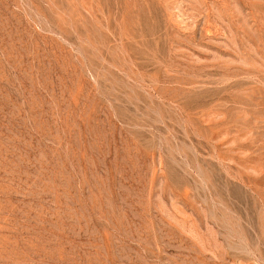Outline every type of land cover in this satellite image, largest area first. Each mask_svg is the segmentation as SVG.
<instances>
[{"label":"rangeland","instance_id":"1","mask_svg":"<svg viewBox=\"0 0 264 264\" xmlns=\"http://www.w3.org/2000/svg\"><path fill=\"white\" fill-rule=\"evenodd\" d=\"M0 264H264V0H0Z\"/></svg>","mask_w":264,"mask_h":264}]
</instances>
